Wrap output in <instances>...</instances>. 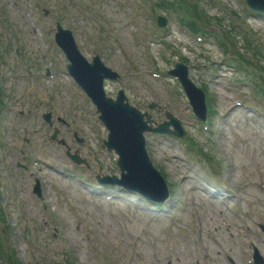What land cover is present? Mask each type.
<instances>
[{
  "label": "rangeland",
  "instance_id": "1",
  "mask_svg": "<svg viewBox=\"0 0 264 264\" xmlns=\"http://www.w3.org/2000/svg\"><path fill=\"white\" fill-rule=\"evenodd\" d=\"M221 1L239 10V7L234 4L235 0ZM2 2L3 5L8 7L9 11L13 8L16 10V4L14 5L12 0H2ZM22 2L23 0H20L17 5L19 12H21ZM82 2L84 3L83 6L87 5L85 0H82ZM97 2L102 5L103 12L111 18L119 33L123 34V31L129 30L130 40L128 38V43L123 38L129 51L136 55L139 60L132 47L133 45L144 57L141 48H139L142 41L138 40L137 29L127 26V19L130 16L129 9L132 11L134 5L132 0H122V2L118 0H97ZM31 4L33 5V3ZM74 5L73 0H39L37 8L52 12L46 19L47 23L53 24L55 22L54 18H56L61 19L63 23L68 25L67 16H69L68 19L73 25L71 27L79 44L84 43L86 48L96 47L108 64L116 67V70L122 73H126L125 71L130 72L131 69L122 62L114 46L106 38L100 39L98 32L93 31L94 24L79 17L73 8ZM206 15L216 19L221 17L213 8L208 9ZM5 17L11 25L7 30L9 35L8 51L4 52L6 73H23L30 68L32 62L39 63L37 70H40L43 64L37 60L32 39L27 33L25 23L19 16L18 19L22 21L23 32L27 37L23 36L22 40H27V42L24 45L22 41L14 43V36H20V34L22 36L23 33L15 28L7 13ZM227 23L224 24L227 25ZM252 26L264 38V22L261 20L253 21ZM169 43L175 51L184 54L194 64H202L203 57L208 58L210 61H221L223 58L221 50L216 46H202L198 47L199 50L196 51L194 44L176 36L171 37ZM17 44L22 49L19 58L15 57L13 52ZM178 45L182 46L178 48ZM9 48L11 49L9 50ZM190 49L194 51V54L189 52ZM159 52V56L156 54L154 56L158 59L157 65L160 70L165 71L176 60L175 53L165 50V48L160 49ZM144 67L148 69L145 61ZM200 80L208 85L206 87L213 99L216 115H212V122L209 125L211 133L202 134L190 131L192 139L201 148L202 158L203 155L206 156V158L204 157L206 169L200 164L198 169L204 175L205 183L210 186L226 185L233 193L237 189L246 192L243 208L252 216L256 212L264 215V194L254 187L257 182L264 179L261 178L264 177V136L257 127L241 121L240 113L226 114L229 105L234 100H243L245 96L252 100L253 93L243 90L232 94L226 81H209L206 77L200 78ZM24 86L25 84L21 82H5L0 88L5 91L12 90L10 94L17 97L23 95ZM33 87L35 88V86ZM140 90H130L128 92L132 105L138 104L140 109H146L147 103L144 99L159 104L170 102L173 109L171 113L179 119L186 120L180 113V103L185 104L182 96L166 95L158 84L154 93L143 87ZM48 92H52L51 88L37 93L35 98H46ZM76 93L77 89L73 87L69 88L68 92L62 93V95L54 92L51 104L56 114L66 119L84 140L93 145L94 140L87 132V126L92 121L81 110L79 100L70 97L76 95ZM149 115L159 123L164 121L161 116ZM14 124L7 136L14 149L13 153H7L8 149H5L3 145L7 143L6 141L0 142V193L2 194L0 205L3 206L6 216H4L6 225L0 224V228L3 230L7 242L6 248L12 250L13 255L20 264H60L65 251L70 253L75 264H196L199 262V255H196L187 243L183 244L179 241V235L184 234L188 240L205 242L204 233H195V221L191 218L187 209L181 207L179 210L171 211V207L169 209L171 213L168 217L156 218L151 221L149 217L139 214L131 206H119L118 208L114 206L112 210H109L105 204L85 200L83 197L78 196L71 186L61 182L55 173L58 170H65L64 166H67V169L72 167L75 169V166L61 154H59L61 160L58 163H53L51 169L39 165L37 162L33 164L32 160L35 155L30 150H23L26 153V158L19 156L18 147L25 148L28 141L20 139L21 133L18 123L14 122ZM36 127H38L37 120L33 125V128ZM43 136L47 138L48 133H43ZM241 141H247L248 144L242 146ZM47 142L59 148L56 143L50 142L48 139ZM52 150L55 151V148H52ZM150 152L152 156L150 154L149 156L152 163L154 162L159 166L166 181L171 186L172 192L173 185L178 190L176 192L178 197L172 196L174 201L183 200L188 195L189 188L187 185L201 186L199 183H195L194 180L186 184L182 179L183 169L181 164L186 165L189 159L185 154L184 147L168 145L158 147L150 141ZM77 153L81 156L84 150L79 148ZM100 154L101 157H99ZM81 157L86 160L88 164L86 168L87 170L89 168L90 171H83L85 167L77 166L76 168L85 174L93 176L100 173L107 175L114 173V160L108 159L103 153H95V157L102 161L103 172H100L93 163L92 155L88 158ZM15 162L25 165L27 171L35 172V175L43 182V198L38 201L33 198L36 203L32 205L31 209L28 204L29 197L27 196H29L28 189L31 188L32 182L24 178H17L18 170L13 164ZM133 200L139 202L137 198H133ZM197 201L203 207H207L204 205L207 199L202 197L200 193L197 194ZM43 205L47 206V209ZM29 209L34 211V215H42L41 220L32 217ZM165 209H168V207H165ZM218 209L221 208L217 205L216 211L213 210L214 215L217 217V226L212 228L215 230L219 229L223 222L217 213ZM107 212L112 213L107 214ZM195 213L197 217L201 216L202 218L207 215L203 208H199ZM5 226L9 227L8 231L5 230ZM217 236L227 241L226 246L231 248L232 253L237 257L240 255L237 245L227 240L223 229L218 230ZM207 250L204 249V251ZM262 250L264 252V249ZM212 263L222 264L219 259Z\"/></svg>",
  "mask_w": 264,
  "mask_h": 264
},
{
  "label": "bare ground",
  "instance_id": "2",
  "mask_svg": "<svg viewBox=\"0 0 264 264\" xmlns=\"http://www.w3.org/2000/svg\"><path fill=\"white\" fill-rule=\"evenodd\" d=\"M123 38L128 41V38H129V34H128V31H123Z\"/></svg>",
  "mask_w": 264,
  "mask_h": 264
}]
</instances>
